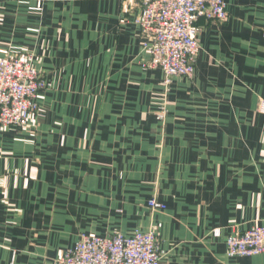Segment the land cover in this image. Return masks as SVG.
Returning a JSON list of instances; mask_svg holds the SVG:
<instances>
[{
	"label": "crops",
	"instance_id": "0c3cea01",
	"mask_svg": "<svg viewBox=\"0 0 264 264\" xmlns=\"http://www.w3.org/2000/svg\"><path fill=\"white\" fill-rule=\"evenodd\" d=\"M36 1L0 0V56L32 54L47 83L36 127H0V264L151 230L162 264H264L227 253L264 226V0L201 20L195 76L168 92L139 0Z\"/></svg>",
	"mask_w": 264,
	"mask_h": 264
},
{
	"label": "built area",
	"instance_id": "2783aa9c",
	"mask_svg": "<svg viewBox=\"0 0 264 264\" xmlns=\"http://www.w3.org/2000/svg\"><path fill=\"white\" fill-rule=\"evenodd\" d=\"M139 2L141 11L136 24L145 38L144 49L150 54L148 66L163 72L162 84L168 92L176 78H194L201 50L199 22H227V0ZM31 10L42 12L43 0H37ZM46 88V80L35 67L32 54L0 56V127L17 130L36 127L40 95ZM261 111L264 112V104ZM159 118L164 120L165 112ZM150 207L166 208L156 200L150 202ZM227 253L231 258L264 255V226L255 224L245 232L235 231L227 239ZM163 257L158 236L151 230L136 231L131 236L83 235L55 264H162Z\"/></svg>",
	"mask_w": 264,
	"mask_h": 264
},
{
	"label": "rangeland",
	"instance_id": "374dc122",
	"mask_svg": "<svg viewBox=\"0 0 264 264\" xmlns=\"http://www.w3.org/2000/svg\"><path fill=\"white\" fill-rule=\"evenodd\" d=\"M37 2V1H36ZM33 12H36V11H33ZM43 76V74H41Z\"/></svg>",
	"mask_w": 264,
	"mask_h": 264
}]
</instances>
